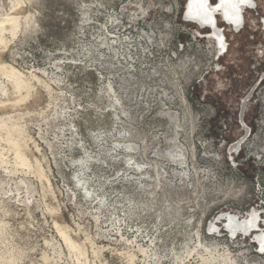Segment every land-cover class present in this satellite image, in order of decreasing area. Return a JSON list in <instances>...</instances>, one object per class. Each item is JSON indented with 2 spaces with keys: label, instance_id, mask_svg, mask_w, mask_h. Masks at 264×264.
<instances>
[{
  "label": "rangeland",
  "instance_id": "374dc122",
  "mask_svg": "<svg viewBox=\"0 0 264 264\" xmlns=\"http://www.w3.org/2000/svg\"><path fill=\"white\" fill-rule=\"evenodd\" d=\"M125 2L0 0V264H264L248 242L207 233L218 213L264 204L252 102L245 122L263 128L233 161L225 147L242 134L249 21L264 0L237 34L218 19L225 70L200 84L213 51L177 53L187 38L173 15L148 13L152 73L135 43L121 57L104 48L103 18Z\"/></svg>",
  "mask_w": 264,
  "mask_h": 264
},
{
  "label": "built area",
  "instance_id": "2783aa9c",
  "mask_svg": "<svg viewBox=\"0 0 264 264\" xmlns=\"http://www.w3.org/2000/svg\"><path fill=\"white\" fill-rule=\"evenodd\" d=\"M156 5L152 6L153 9L145 10V6L139 4L140 1L137 0H129V2L121 3L118 9L114 10L112 13L105 14L103 18L102 30L99 33V38L103 40V44L105 45V49L111 50V47L118 46L119 52L123 56L126 49L123 51L120 47L123 45L126 46V43L132 44L135 43L137 45L138 51L135 54L136 59H140V61H144L145 65L148 69H150V73H152L156 67H159V63H157V59L155 58L156 51H154L153 47L149 48L151 45L150 35L147 34L144 27L147 28V17L148 13L154 10L155 14L165 13L168 15H173V21H177L180 18V22L182 25V29L180 30V35L182 37H186L185 42H179L176 49L177 53H185V54H193V56H200L205 49L212 50L213 56L212 61L207 63L206 71L202 73L200 76L198 83L200 84L205 80L206 75L210 72L220 73L225 70V65L222 63L223 59L226 57L229 51V41L225 35V28L219 27L221 30V35L223 34L225 37L223 40H219L214 37L210 39L211 31L209 30L208 25L199 24L194 20H190L185 13V10L179 5V0H155ZM253 6L249 7V12L253 11L256 16H260L257 10V3ZM264 5V2H263ZM164 6V7H163ZM160 7H163L159 9ZM183 9V11H182ZM263 17L260 16L258 18V22L250 19V34H249V42H250V72H251V85L249 86V90L247 92V96L244 100L241 101V108L238 114L239 125L241 126L242 134L239 138L234 141L228 142L226 147V155L231 158V161L235 159V157L242 151V146L248 142L249 138L252 136L254 128L258 127L262 129L261 126H255L252 128V125H248L245 122V108L247 102H252L258 108V117H264V26H263ZM129 23V26H126L121 21ZM153 21V20H152ZM194 22L196 24H194ZM246 25L245 20H242L241 27L234 31V33H239L240 30L244 29ZM120 27L123 35H120L114 28ZM228 28V27H227ZM180 36V37H181ZM136 37V38H135ZM208 40L209 42H206ZM227 40V42H225ZM223 42V44L221 43ZM225 42V44H224ZM160 44L165 43L159 41ZM166 51L165 60L173 61L176 58L175 52L169 51V48H164ZM116 54V53H115ZM199 59L198 62H199ZM180 61V60H179ZM143 65V64H142ZM144 65V66H145ZM205 84V83H204ZM261 94V95H260ZM229 159V158H228ZM257 190V189H256ZM228 213H235L239 217L249 218L250 215L255 212L257 218L256 224L260 229L264 230V204L262 202L255 201L252 205L249 206L248 210H245L242 213L227 211ZM220 215L219 213L213 218L211 222L218 221ZM211 222L209 227H207L208 235L216 234L218 237L223 238L226 236L227 241L229 243L239 244L248 242L249 247H253V256L257 258H264V251H261V246L257 240L256 231L243 232L242 230H236L234 234L230 233V230L226 227V223L219 225V229H214L211 227ZM261 225V226H260Z\"/></svg>",
  "mask_w": 264,
  "mask_h": 264
},
{
  "label": "bare ground",
  "instance_id": "6f19581e",
  "mask_svg": "<svg viewBox=\"0 0 264 264\" xmlns=\"http://www.w3.org/2000/svg\"><path fill=\"white\" fill-rule=\"evenodd\" d=\"M216 1H217L216 5L210 6L207 0H188L185 11L190 20H194L195 22L199 24H204V25H208L209 27H211V29L213 30V33L210 34L209 36L210 39L217 37L219 41L220 39L223 40L225 36L223 34L221 35L220 33L221 30L219 29V27H217V23H216L217 21L214 16L215 13L220 12L223 18V22L227 25L232 26L234 31H237L241 27V24H242L243 9L246 7L249 8L253 6L254 0H246L245 3H241L240 0H216ZM217 5H219V7H217ZM193 9H196L198 14L203 15L204 19L198 20L192 17L191 14L193 12L192 11ZM195 22L194 24H196ZM263 26H264V19H263ZM221 43L223 44L222 41ZM219 215L220 217L218 218L219 219L218 221L211 222L212 228L219 229V225L226 223V227L230 230L231 234H234V232L237 229L242 230L243 232L256 231L254 233L256 234L257 240L261 248H264V230L260 229V227H258V225L256 224L258 216H256L255 212H253L249 218H245V217L240 218L235 213H228L227 211H222L219 213ZM222 221H225V223H222ZM207 251L208 250L206 249L205 252ZM205 259H202V260L205 261ZM223 263L230 264V261H225Z\"/></svg>",
  "mask_w": 264,
  "mask_h": 264
},
{
  "label": "flooded vegetation",
  "instance_id": "af4514ba",
  "mask_svg": "<svg viewBox=\"0 0 264 264\" xmlns=\"http://www.w3.org/2000/svg\"><path fill=\"white\" fill-rule=\"evenodd\" d=\"M185 1H186V2H185V5H186V4L188 3V0H185ZM207 1L209 2V5H210V6H214V5H216V3H217L216 0H215L214 2H211L210 0H207ZM254 3H255V1H254ZM186 7H187V5H186ZM246 8H248V7H246ZM246 8L243 9L242 16H243V13H245V11H248V9H246ZM184 10H186V8H185ZM192 11H193V12H192L193 15L191 14L192 17H194L195 19H198V20L204 19V18H203L204 16L198 14L197 11H196V9H193ZM214 16H215L216 21H217V22H216V23H217V27H219V26H218V19H220V21L223 22V18H222V16H221L220 12H216ZM243 19H244V17H243ZM223 23H224V22H223ZM224 24H225V23H224ZM225 26H226V27H229V28H231V29L233 30L232 26L227 25V24H225ZM240 31H241V30H240ZM240 31H239V32H240ZM232 32H233V31H232ZM226 42H227V40H226Z\"/></svg>",
  "mask_w": 264,
  "mask_h": 264
},
{
  "label": "snow or ice",
  "instance_id": "6c2138e0",
  "mask_svg": "<svg viewBox=\"0 0 264 264\" xmlns=\"http://www.w3.org/2000/svg\"><path fill=\"white\" fill-rule=\"evenodd\" d=\"M241 3H245L246 0H240ZM217 7H219V5H217ZM261 251H264V248L261 249Z\"/></svg>",
  "mask_w": 264,
  "mask_h": 264
}]
</instances>
